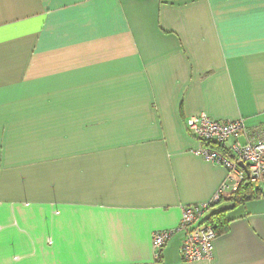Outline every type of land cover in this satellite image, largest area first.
Returning a JSON list of instances; mask_svg holds the SVG:
<instances>
[{
  "label": "crops",
  "instance_id": "1",
  "mask_svg": "<svg viewBox=\"0 0 264 264\" xmlns=\"http://www.w3.org/2000/svg\"><path fill=\"white\" fill-rule=\"evenodd\" d=\"M202 113L264 125V0H0V264H264V196L231 194L211 262L184 232L155 260L228 174Z\"/></svg>",
  "mask_w": 264,
  "mask_h": 264
},
{
  "label": "built area",
  "instance_id": "2",
  "mask_svg": "<svg viewBox=\"0 0 264 264\" xmlns=\"http://www.w3.org/2000/svg\"><path fill=\"white\" fill-rule=\"evenodd\" d=\"M186 125L188 135L201 146L197 154L223 167L228 174L210 202L182 209L181 225L177 230L153 234L152 248L158 262L164 247L176 232H184L185 235L181 259L187 263L211 262L214 259V242L219 235L207 222L199 224V219L221 203L225 196L239 192L243 183L264 191V125L248 128L243 120L213 121L204 113L190 118Z\"/></svg>",
  "mask_w": 264,
  "mask_h": 264
},
{
  "label": "trees",
  "instance_id": "3",
  "mask_svg": "<svg viewBox=\"0 0 264 264\" xmlns=\"http://www.w3.org/2000/svg\"><path fill=\"white\" fill-rule=\"evenodd\" d=\"M212 148H215V147H212ZM263 194H264L263 192H261L259 189L252 186L250 183H243V186L241 187L239 192L235 194H231V197L237 203L242 204V202L253 200L254 198H259L261 196H264ZM206 222L209 225H212L215 228L217 234L219 235V233L221 232L220 229L224 223V213L218 212L217 214L212 215L210 219L206 220Z\"/></svg>",
  "mask_w": 264,
  "mask_h": 264
},
{
  "label": "water",
  "instance_id": "4",
  "mask_svg": "<svg viewBox=\"0 0 264 264\" xmlns=\"http://www.w3.org/2000/svg\"><path fill=\"white\" fill-rule=\"evenodd\" d=\"M240 165L244 168V164L243 163H240Z\"/></svg>",
  "mask_w": 264,
  "mask_h": 264
}]
</instances>
